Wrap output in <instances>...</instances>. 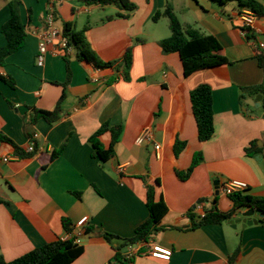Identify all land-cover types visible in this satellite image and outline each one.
Masks as SVG:
<instances>
[{
  "label": "crops",
  "instance_id": "crops-1",
  "mask_svg": "<svg viewBox=\"0 0 264 264\" xmlns=\"http://www.w3.org/2000/svg\"><path fill=\"white\" fill-rule=\"evenodd\" d=\"M8 1L0 0V49L6 45L2 27L10 18ZM130 1L137 6L131 18L113 20L107 19L121 12L115 5L86 6L81 0L55 5L57 30L62 32L64 24L71 23L81 31L89 21V42L99 60H118L133 46L134 65L130 81L120 79L108 86L111 69L102 70L72 56L73 75L62 103V120L55 125L44 120L31 125V108L56 107L67 69L53 45L45 65H37L39 43L49 31L50 0H21L27 37L25 45L0 67V75L16 82L14 89L0 80V133L24 149L35 141L39 152L25 160L10 156L7 145L0 148V157L9 158L0 160V198L8 202L0 204V256L11 262L45 244L71 238L62 223L67 218L76 235L83 234L89 224L96 227L94 233L82 235L85 251L72 264H110L116 244L108 243L100 233L133 237L149 218L146 181L159 180L157 196L169 208L162 222L165 230L134 247L142 250L129 264H228L238 248L235 264H264V218L259 212L251 218L258 223L250 226L243 227L240 214L250 211L244 208L221 225L188 230L192 226L188 213L198 204L204 212L214 206L222 212L232 210V201L221 189L224 182H244L247 194L264 199L262 103L260 107L248 104L250 108L240 103L242 93L246 101L260 95L251 88L264 90V70L256 59L257 44H264V16L255 17L254 42L244 35L234 2L220 6L211 0ZM257 1L264 5V0ZM168 4L184 26L215 36L230 64L185 77L179 54L165 53L160 46L171 36L169 25L163 19L152 20ZM94 76L99 82L92 81ZM201 84L213 90L215 134L205 143L198 139L190 102V92ZM107 122L122 126L123 132L113 158L102 163L93 156L90 138ZM177 139L187 146L176 159ZM110 140V134L102 136L105 149ZM65 142L61 155L43 169L40 155H50ZM253 142L263 151L247 156L245 149ZM198 152L203 162L188 181H180L176 170L188 169ZM153 244L171 249V260L145 254Z\"/></svg>",
  "mask_w": 264,
  "mask_h": 264
},
{
  "label": "trees",
  "instance_id": "trees-1",
  "mask_svg": "<svg viewBox=\"0 0 264 264\" xmlns=\"http://www.w3.org/2000/svg\"><path fill=\"white\" fill-rule=\"evenodd\" d=\"M220 6H225L229 3H236L239 12L244 9H250L256 16H264V5L257 0H211ZM86 6H111L115 5L120 8L121 12L114 17H109L107 20L114 18L129 19L137 10V6L130 0H81ZM21 0H9L8 7L10 10V18L2 27V34L5 37L6 45L0 49V67H4L9 56L20 50L26 42L27 31L26 26L21 18ZM166 19L171 30V36L160 42V46L165 53H178L183 66L184 76L189 77L193 73L213 69L219 66L230 64L228 59L222 54L223 47L220 41L213 35H206L199 29L193 26H184L174 12L173 7L168 4L163 11H159L152 17L154 22H159ZM92 29V24L88 21L83 30L77 31L76 26L71 23H65L62 29V35L68 39L69 45L74 50V55H64L63 59L66 63L67 80L60 84L63 87V94L59 99L56 107L52 110H42L36 107L30 109L28 114V123L31 125L37 124L44 120L50 125H55L62 120V103L67 97V88L72 80L71 60L72 56L80 62L93 64L95 67L107 70L111 69L113 75L108 78L107 85H112L116 81L123 79L124 81L131 80V70L134 65V47L130 46L126 49L123 56L114 61L104 62L98 59L89 42L88 33ZM242 31L246 38L250 41H257V37L251 27H243ZM256 59L259 67L264 70V51L257 48ZM0 80L6 82L10 87L16 88L15 80L10 76L0 75ZM245 91L246 89H242ZM254 94L262 95V111L264 117V90L261 86L251 88ZM247 95L242 93L240 103L245 108H250L246 104ZM190 102L192 105L193 114L196 120L198 129V139L201 143L210 141L215 134L214 125V110H213V90L207 84H201L196 89L190 92ZM122 126H112L109 122L104 123L90 138V143L93 146V156L98 158L102 163L110 161L114 154L122 136ZM105 134H110V145L108 149L103 147L101 138ZM33 140L32 135L29 136ZM34 151L28 152L26 149L17 145L12 139L5 134L0 133V148L7 145L10 148V156L29 160L39 152L38 145L34 141ZM66 142L59 150L53 151L50 155L41 154L39 159L41 165L46 168L50 163L57 159L63 152ZM187 142L177 139L174 144V155L180 157L185 150ZM264 146V143H263ZM263 147H258L257 143L253 142L245 149L247 156H255L262 153ZM204 157L201 152L194 155L190 167L186 170H176V176L182 182L188 181L195 169L203 162ZM146 181V180H145ZM146 206L149 210L148 220L136 228L135 234L131 238H121L117 235L108 232L100 234L110 244H116V254L114 261L110 264H129L131 261L124 256V250L129 246L139 243H148L153 236L163 232L165 227L162 226L163 219L169 213V208L162 196L158 198L157 189L161 182L157 180L155 183H148ZM77 197L81 193H75ZM233 203V208L229 212H222L216 206L206 212V216L201 219L193 211L188 213L192 221V226L188 230H195L201 227L221 225L231 220L235 215L240 214V210L248 208L250 211L259 212L264 215V199L255 198L247 194V189L234 192L228 195ZM0 204H8L6 200L0 198ZM63 227L71 238L63 240L58 239L52 243L45 244L33 251L21 256L20 258L8 262L3 256H0V264H72L80 256L83 255L85 248L81 244L76 243V234L74 233L73 223L64 218ZM96 227L87 225L84 228L83 234L94 233ZM240 254L238 248L228 260V264H235Z\"/></svg>",
  "mask_w": 264,
  "mask_h": 264
},
{
  "label": "built area",
  "instance_id": "built-area-1",
  "mask_svg": "<svg viewBox=\"0 0 264 264\" xmlns=\"http://www.w3.org/2000/svg\"><path fill=\"white\" fill-rule=\"evenodd\" d=\"M66 0H50L52 7L50 8L46 20L49 27L48 33H46L43 38L41 39L39 43V51L37 55V65L39 67H43L46 62V57L49 54V47L51 45L55 48V53L64 56V55H73L74 50L69 45L68 39L65 38L62 35V32L57 30L54 26L56 21V11H55V5H59L64 3ZM256 15L250 10V9H244L240 12V20L243 23V27H251L254 24ZM257 46L260 49H264V44L258 43ZM92 81L97 83L99 82L98 77L94 76L92 78ZM144 140V136L139 138L138 142H142ZM28 152L34 151V143L30 141L29 147L26 149ZM0 160L8 161L9 158H1ZM221 189L223 193H225L227 196L237 192L248 189V185L244 182L240 181H227L224 182L221 186ZM194 213H199V217L203 219L206 216V212L203 211L202 204L196 205V207L193 209ZM264 218V215H263ZM82 233H79L76 235V243L81 244L82 242ZM141 244V243H140ZM140 244L129 246L124 253V256L126 259L132 261L137 254L139 255L141 253L142 248L139 247L137 250L134 249L136 246H140ZM147 255H150L153 258L170 261L173 256V251L171 249L165 248L161 245L153 244L148 247V251H146Z\"/></svg>",
  "mask_w": 264,
  "mask_h": 264
},
{
  "label": "water",
  "instance_id": "water-1",
  "mask_svg": "<svg viewBox=\"0 0 264 264\" xmlns=\"http://www.w3.org/2000/svg\"><path fill=\"white\" fill-rule=\"evenodd\" d=\"M262 95H258L255 99L253 100H247L246 103L249 104L250 106H256V107H260L261 105V101H262ZM219 194V191L216 190V195ZM240 215H242L244 217V219L242 220L243 222V227L246 226H250L252 224H257L258 221L251 219L254 215V211H248L245 213H241ZM89 237H86V239H88Z\"/></svg>",
  "mask_w": 264,
  "mask_h": 264
},
{
  "label": "rangeland",
  "instance_id": "rangeland-1",
  "mask_svg": "<svg viewBox=\"0 0 264 264\" xmlns=\"http://www.w3.org/2000/svg\"><path fill=\"white\" fill-rule=\"evenodd\" d=\"M162 21H164L163 23H167L168 24V21L166 19H163ZM169 25V24H168ZM82 27H79V29L81 30Z\"/></svg>",
  "mask_w": 264,
  "mask_h": 264
}]
</instances>
